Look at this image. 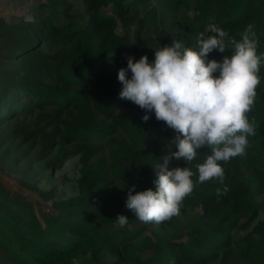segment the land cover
I'll return each instance as SVG.
<instances>
[{"label":"trees","instance_id":"1","mask_svg":"<svg viewBox=\"0 0 264 264\" xmlns=\"http://www.w3.org/2000/svg\"><path fill=\"white\" fill-rule=\"evenodd\" d=\"M82 2L88 12L84 21L67 10L64 0L45 6L42 17L18 22L0 18V121L36 108L32 128L19 126L15 133L22 141L37 137L44 152L56 145L49 165L58 167L75 152H79L80 164L77 195L55 202L58 213L47 217L44 225L0 191V244L18 264H99L107 253L116 255L118 248L119 261L111 264H151L138 254L148 249L163 264H169L171 256L175 259L172 264H206L216 259L218 252L223 264L234 255L251 264H264V220L255 222L234 243L235 253L226 234L247 227L260 211L264 212V196L259 198L264 193V62L248 113L255 135L248 137L245 155L222 164L223 183L216 179L199 183L196 165L204 160L200 155L203 148L197 149L198 155L190 164L184 159H173L170 164V168L190 167L195 173L194 190L180 210L191 207L202 212L192 221L187 238L176 243L178 254L171 250L172 241L159 234L154 235V241L145 237L140 245L132 244L133 237L148 223L121 232L96 231L94 222L109 227L119 212L127 210L125 202L133 186L135 192L155 190L158 158L175 149L165 145L167 126L157 121L154 111L149 113L119 95L122 85L118 72L127 68L126 58L138 61L145 51L117 31L118 22L126 25L127 8L134 2ZM181 2L190 7L187 0ZM109 5L112 14H104L102 9ZM195 10L189 24L191 34L197 36L209 24L228 33L226 52L214 50L209 60L222 62L225 56L230 57L228 39L239 40L249 24L257 34L258 54H264V0H196ZM57 18L68 22L57 25ZM123 109L133 114L117 113ZM145 115L150 116L148 122L142 119ZM115 129L122 135L114 136ZM151 137L160 144L159 153H149L143 147ZM102 139L111 144V177H132L129 188L112 185L100 161L88 163L96 153L92 142ZM67 143L71 145L68 148ZM130 161L129 168H123ZM43 197L48 198L47 194ZM128 219L138 222L133 213ZM164 223L178 227L174 218Z\"/></svg>","mask_w":264,"mask_h":264},{"label":"clouds","instance_id":"2","mask_svg":"<svg viewBox=\"0 0 264 264\" xmlns=\"http://www.w3.org/2000/svg\"><path fill=\"white\" fill-rule=\"evenodd\" d=\"M227 37L220 26L209 24L196 36L195 47L174 39L170 45L154 49L153 62L147 55L138 61L127 57V68L118 72L120 98L149 113L154 111L157 121L178 133L171 141L175 151L162 155L155 166V190L135 192L133 186L128 191L125 206L140 222L160 224L178 216L183 201L193 192L195 173L190 167L170 168L173 159L190 164L197 149L207 148L203 162L196 165L198 181L223 183L222 164L245 155L248 137L255 135L248 113L260 84L264 54H258L257 34L249 24L239 40L228 39L230 57L222 62L209 60L214 50L226 52ZM142 119L148 122L150 116ZM116 221L123 228L129 219L119 215Z\"/></svg>","mask_w":264,"mask_h":264},{"label":"rangeland","instance_id":"3","mask_svg":"<svg viewBox=\"0 0 264 264\" xmlns=\"http://www.w3.org/2000/svg\"><path fill=\"white\" fill-rule=\"evenodd\" d=\"M68 4L69 12L74 16H79L82 21L88 17V12L82 0H64ZM134 3L131 8H127L125 19L126 25L118 22L117 31L120 35L126 36L131 42L138 47L143 48L144 55H147L149 62L155 59L154 49L160 46L170 45L174 39H183L186 47L196 46V35L189 31L191 19L195 16L196 0H187L190 7H186L181 0H132ZM62 3L63 0H0V18L7 22H18L31 20L34 16L42 17L45 6L51 3ZM104 14H112L111 6H105L102 9ZM68 20L57 18L55 23L62 25ZM50 109V107H48ZM30 113H18L11 119L0 121V191L10 196L11 200L21 204L25 208V212L35 215L38 221L44 225L47 217L55 216L58 213L55 202L65 200L68 197L77 195L78 191L75 185L76 179L79 177V152H75L66 157L61 164L56 167L49 165L53 159L57 146L49 151H42L38 139L31 138L28 141H22L15 129L19 126L32 128L31 121L38 113L36 108H30ZM117 113L131 116L133 111L126 109L118 110ZM100 119L102 118L99 117ZM107 121L108 119L104 117ZM41 126V123H39ZM167 126V125H166ZM164 135V143L167 147L175 149L171 141L178 135L175 130L166 127ZM114 136L122 134L114 130ZM96 148L95 157L89 159L88 163L96 160L100 161L104 171L110 178V183L114 186H120L125 189L133 183V178L125 176L117 180L112 178L108 170L109 151L111 144L106 139L92 142ZM67 148L71 145H65ZM145 150L149 153H159L160 144L150 138L143 144ZM207 149L203 148L200 152L202 158ZM161 157L158 159L160 160ZM133 161L123 164V168L128 169ZM160 163V161H159ZM43 194H47L48 198H44ZM264 193L259 198L263 197ZM96 197L95 199H99ZM201 209L186 207L180 210L178 216L173 218L178 221L176 229L166 225L165 223H148L139 233L133 237V245H140L142 240L151 238L159 234L167 240H171V250L174 255L178 254L176 243L183 241L191 231L192 221L201 215ZM132 212L125 210L119 212L112 220L109 227L98 225L94 222L96 231L100 234L104 232H121L128 228H132L135 224H143L138 220L137 223H130L121 228L116 221L119 215L128 218ZM258 220H264V212L260 211L253 220H250L248 226L240 227L233 231H228L230 248H234V243L251 228ZM245 222V220H244ZM117 254L107 253L99 264H111L119 261L120 248L116 249ZM167 250V248H164ZM235 253V249H233ZM142 259H149L151 264H163L161 258H156L152 249H148L138 253ZM218 256L213 261L206 264H223L221 261L222 253L218 252ZM174 256L168 259L169 264L174 262ZM247 259H238L229 257L225 264H249ZM0 264H18L13 260L10 252L5 246L0 244ZM185 264V263H183ZM251 264V263H250Z\"/></svg>","mask_w":264,"mask_h":264}]
</instances>
